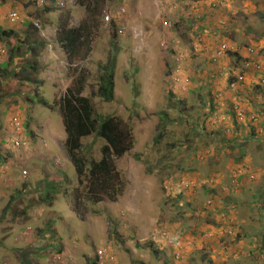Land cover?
<instances>
[{
  "label": "rangeland",
  "instance_id": "1",
  "mask_svg": "<svg viewBox=\"0 0 264 264\" xmlns=\"http://www.w3.org/2000/svg\"><path fill=\"white\" fill-rule=\"evenodd\" d=\"M166 1L101 0L96 19L100 22L91 25V33L87 30L92 40L88 51L82 49L76 60L78 69L68 66L57 42L63 20L68 19L73 28L88 17L77 0L0 3V31H14L12 37L0 33V49L8 51V57H0V64L5 62L9 68L0 91V169L9 170V179L0 171V264H97L98 250L108 254L98 264H174L170 257L176 252L182 264H226L231 256L228 241H232L231 248L239 250L242 264H264V72L252 68L243 83L230 86L243 70L236 66L242 62L234 56H239L238 52L264 62V0H177L180 10L173 15L163 7ZM11 13L17 14L20 22L12 23ZM167 19L171 28L164 26ZM27 24L38 25L40 31L26 36L25 30H33ZM112 34L116 35L115 46ZM29 38L32 45L37 41L43 45L39 62L23 52L9 62L13 42L11 46L5 42L14 39V45L21 46ZM219 41L229 42L231 52L213 63L207 55L212 56ZM249 48L254 54L249 55ZM31 50L37 54L34 46ZM175 54L187 58L184 78L188 85H184L189 91L183 94L171 81ZM112 57L116 59L115 98L106 102L98 95L100 78ZM34 61L39 70L31 74L27 65ZM23 69L30 82L21 83V74L12 76V70ZM82 71L86 77L84 95L94 96L96 113L112 115L134 130L133 148L114 159L126 184L123 194L111 200L99 193L102 202L96 205L76 204L73 194L66 198L65 190L75 188L77 175L63 150L67 135L61 109L54 104ZM214 73L220 76H211ZM207 90L219 92L222 98L216 97L221 105V112L213 113L217 122L204 120L209 110L203 109L200 98L205 99ZM42 101L48 105L43 106ZM248 104H256L262 111L257 112L263 121L256 124L255 129H260L257 134L246 123L238 129L244 139L230 140L224 133L225 139L214 137L216 129L229 133L227 127L233 126L237 111L242 112ZM228 106L234 110L233 118ZM16 114L24 119L27 132L28 145L20 151L11 146L17 134H12L9 121ZM191 130L200 133L190 146L187 135ZM104 144L96 133L83 139L85 157L100 160ZM239 157V165L245 168L242 186L236 178L233 188L224 185L225 194L216 193L221 202L224 198L218 203L224 210L219 211L218 206L214 210L211 193L205 196L200 188L215 185L219 177L238 176L232 161ZM215 163L218 166L213 167ZM24 170L29 172L26 178ZM174 175L198 187L186 190L182 206L176 199L182 194L180 189L171 192L170 177ZM210 176L215 183H208ZM52 178L63 179V185L56 187L59 192L52 195V203H43L40 198L53 188L46 181ZM214 213L221 215L215 218ZM178 231H182V239L171 247L158 236L162 232L174 237Z\"/></svg>",
  "mask_w": 264,
  "mask_h": 264
},
{
  "label": "trees",
  "instance_id": "2",
  "mask_svg": "<svg viewBox=\"0 0 264 264\" xmlns=\"http://www.w3.org/2000/svg\"><path fill=\"white\" fill-rule=\"evenodd\" d=\"M8 0H0V3L4 4ZM79 5L84 7V9L87 12L88 17L85 18L81 25L78 27L69 28L68 20L65 19L60 24L58 28V35H57V42L60 44L62 50L64 51L68 63L70 64L71 68L72 66H76L75 69H78V66L76 64V60L80 57L81 50L84 49L85 52L88 51V46L90 44V41L92 40L90 38L91 31V25L97 24L98 19L97 15L99 13L100 7L103 6L101 4V0H77ZM96 20V21H95ZM27 27H32L33 30H25L24 34L26 36H29V34H36L40 31L37 27H33V24H27ZM94 27L92 28V30ZM87 30L90 32L87 34ZM13 30L8 32L6 29H2L0 31L2 36H11L13 34ZM19 33H15V35H18ZM91 39V40H90ZM116 35L112 34V44L115 46ZM11 42H13V45L11 46ZM40 42H35L33 45L30 41V38L27 40L25 39V43L21 46H15L14 45V39L7 40L5 44L11 46V57L10 61L12 62L13 56L18 53H27L31 54L33 57L29 58H36L37 62H39V57L42 55L41 49L43 45H39ZM26 45V46H25ZM34 46V50L37 54L32 53V48ZM26 48V52L23 51V49ZM38 50H36V49ZM39 54V55H38ZM238 55H234L238 57V60H242L240 63H236V66L238 69H241L244 58L240 53L238 52ZM37 55V56H36ZM240 57V58H239ZM80 59V58H79ZM8 62V61H6ZM116 65V59L111 58L108 67H106L104 74L100 78V88L98 95L103 98L106 102H112L115 98V77H114V70ZM27 70L31 72V74H35L39 67L36 65V61L32 62L31 64L27 65ZM27 70H12V76L15 78H19L20 74L23 75V77L19 78V81L21 83H27L30 82L29 74L27 73ZM74 70V69H71ZM9 68L8 65L3 62V64H0V91H1V82L4 78H6V74L8 73ZM249 72V71H247ZM213 76L216 75L220 76L219 73L211 74ZM86 77L83 74V71L80 72V78L75 80L65 91L62 97L59 99L54 100V104L61 109V115L64 121L65 126V132L67 135V140L65 142V147L67 151V156L73 163L75 169H76V175H77V187L75 188V191L73 193L65 191L66 197L68 199L70 198V195L73 194L74 200L76 204H99L102 202V199H99L98 195L99 193H105L106 196H110V199L112 200L114 196L116 195L121 196L123 194L124 188L126 184L124 183V180L122 179L120 173L117 171L115 166V158H120L123 155H125L129 150H131L134 146V130L133 127L129 124L127 125L122 120L112 116H102L96 113L95 106H94V96L89 97L84 95V88L86 84ZM237 78L233 82H236ZM209 82H212L210 80ZM210 88H214V85H208ZM171 93L174 95V91L172 89ZM187 90L186 92H188ZM207 94H205V99L200 98L201 100V106L204 110L208 108L209 112L206 113L204 120L212 119L215 120L216 116H214L215 111L221 110V105H219V100L216 98L219 95L218 93L212 92L210 94V91H206ZM42 104H47L46 102L42 101ZM255 102H252L254 104ZM182 104H184L182 102ZM237 104V103H236ZM235 104V105H236ZM234 105V108H235ZM239 106L241 107L242 105ZM201 107V108H202ZM229 113H231V117H234V110L228 106ZM217 111V112H218ZM215 112L216 114H218ZM240 110L237 111L239 113ZM262 113L261 110L256 109V104L254 106L247 105L244 108L243 115L247 116V123L249 126L253 128V134H257V132L260 131L258 128H256V124L263 123V121L259 120V114ZM216 117V118H215ZM253 117L257 118L258 121H255ZM197 122V121H195ZM235 129L232 130L231 134H228V137L230 140L235 139H244L243 136L235 134V131H237V127H239L241 124L237 122H233ZM196 124V123H195ZM206 125V124H204ZM255 125V126H254ZM208 128L205 129L207 131ZM235 130V131H234ZM255 130V132H254ZM204 131V132H205ZM264 132V131H263ZM93 133H96L97 136L104 140L105 144L101 149V158L100 160H95L94 158L88 159L85 157L84 149L82 146V140L91 136ZM200 132L192 130L190 131L189 135H187V138L190 139V146L194 144L197 141V136ZM205 134V133H204ZM230 135V136H229ZM161 136V135H160ZM206 136V135H205ZM218 136H221L223 139L224 135L223 133H218ZM203 138V137H202ZM159 138H156L158 140ZM202 141H207V139L203 138ZM248 141H250V138H248ZM247 141V142H248ZM157 142L156 144H158ZM196 145V144H195ZM244 150V145L239 149L240 152ZM203 154H206V152H203ZM241 162V158L235 160V166H239ZM1 163V161H0ZM244 168V167H243ZM1 170V169H0ZM243 177V173L236 176V179L238 183L241 184V180ZM46 183H51L53 185V188L49 190L46 194V197L43 198V196L40 198V201L43 203H52L53 197L52 195H57L56 187L62 186L63 184L61 181L56 180L52 178L50 181H46ZM252 187V185L250 186ZM198 187H194L193 190H197ZM211 187H201L200 191L203 193V195L207 196V194L211 191ZM204 190V191H203ZM25 189L21 192H19L20 196H24ZM212 200V199H211ZM213 203V200H212ZM44 205V204H43ZM262 208H264V202L262 203ZM53 225V223H52ZM52 227V226H51ZM51 231H56V228H52ZM41 233L42 231L39 230ZM227 233V232H226ZM52 236L55 235L54 232H51ZM180 232L177 233L179 236ZM55 237V236H54ZM264 241V239H263ZM261 247V246H260ZM257 249H259L257 247ZM167 263V262H166Z\"/></svg>",
  "mask_w": 264,
  "mask_h": 264
},
{
  "label": "clouds",
  "instance_id": "3",
  "mask_svg": "<svg viewBox=\"0 0 264 264\" xmlns=\"http://www.w3.org/2000/svg\"><path fill=\"white\" fill-rule=\"evenodd\" d=\"M60 2V1H59ZM176 2H177V4L179 5V10H180V3L176 0ZM62 4V3H61ZM163 7L164 8H166L167 7V14H170V15H173V14H175V13H178V11L179 10H177V11H172L171 10V7L169 6V4H167V1L164 3V5H163ZM9 18H10V21L12 22V23H16V22H20V17H18L17 16V14H13V13H11V14H9ZM168 18V17H167ZM68 20V19H67ZM69 22V21H68ZM17 24V23H16ZM16 24H14V25H16ZM68 24V26H69V23H67ZM224 24H226V22L224 23ZM38 26V25H37ZM76 27H78V26H76ZM69 28H71L70 26H69ZM122 32V31H121ZM229 43V42H228ZM226 41H219L218 42V44H216L215 45V47L213 48V53H212V55H214L219 49H221V46L223 45V44H227L228 46H229V49L225 52V53H228V52H231V50H230V48H231V46L228 44ZM249 49H253V48H249ZM249 49H248V52H249ZM5 51L4 53H0V57H2V56H7L8 57V51H7V49H5V48H1L0 49V52L1 51ZM238 51V50H237ZM247 51V50H246ZM253 51H254V49H253ZM262 53V52H261ZM205 54L207 55V53L205 52ZM252 54H254V52L253 53H250L249 52V55H252ZM263 54H264V52H263ZM262 54V55H263ZM240 55H242V54H240ZM182 57H184V61L182 62L183 63V74H182V76H181V79H182V81L180 82L182 85L180 86L179 85V83H177L176 81H175V77H176V73H175V69H176V54L172 57V67H171V69H170V72H171V81H172V83H173V85L174 86H176V85H178V92H180V93H185L188 89H189V87H187V83H186V79L184 78V76H185V68H186V62H187V58H186V56L184 55V54H182L181 55ZM208 56V58H209V60L210 61H212L213 63H216V62H219L220 61V58L218 59V60H214L213 58H212V56L211 55H207ZM243 56V58H244V61H243V64H242V67H243V70H239V73H238V75H236V77L235 78H237V81L236 82H232V84L230 85L231 87H232V85L233 84H235V85H238L240 82L238 81V77H240V76H243V77H245L246 78V76L249 74V72H247V71H250V69H254V71H257L258 73L260 72V73H262V72H264V62L262 61V60H260V62L258 61V60H253V59H251L250 57H248V55L247 56H244V55H242ZM264 56V55H263ZM180 57V56H179ZM67 58V57H66ZM68 60V59H67ZM247 62H249V63H251V66L249 67V68H246L245 67V64L247 63ZM67 64H68V66L69 67H71L70 66V64L68 63V61H67ZM257 66H260V69H258L257 68ZM211 76H213V75H211ZM201 78V77H200ZM244 82V80L243 81H241V83H243ZM184 84H187V85H184ZM184 88H185V91H183L184 90ZM234 88V87H233ZM176 93V92H175ZM48 104H43V106H47ZM56 106V105H55ZM56 107H58V106H56ZM240 112H241V110H240ZM243 113H244V110L242 111V115L241 116H239V115H237V119L238 120H241V121H243V120H246V123H247V118L245 117V115H243ZM238 114V113H237ZM62 116V115H61ZM15 118H19V120H20V122H21V129L19 130V131H17L14 127H13V123H14V119ZM253 119H256L255 121H258V119L257 118H255V117H253ZM226 120V119H225ZM49 121V120H48ZM49 125L50 126H52V124L50 123V121H49ZM223 124H221L220 126H222ZM242 125V124H241ZM219 126V127H220ZM9 127H10V130H11V132H12V134L13 135H16V137L15 136H13L12 137V141H11V146L13 147V148H15L16 150H22V149H25L26 147H27V145H28V142L25 140V139H27V137H26V129H25V127H26V123H25V121H24V119L22 118V116L20 115V114H16V115H12V117H11V119H10V121H9ZM236 127H234V126H231V127H227V129H229V133L231 134L232 133V130L233 129H235ZM217 130V132H216V134L214 133V137H217L218 136V133H224V134H226V135H228L229 133H226L225 132V130H223L222 128L221 129H216ZM238 134V135H240L239 133H238V127H237V131H235V134ZM28 135V137H30L31 138V136H33V134L32 133H28L27 134ZM37 140V139H36ZM250 142V141H249ZM16 143H20V145L19 146H17V144ZM229 145V144H228ZM64 147H63V150L64 151H66V147H65V144L63 145ZM224 146V145H223ZM222 146V147H223ZM52 149V148H51ZM53 150V149H52ZM67 152V151H66ZM202 154H203V152H202ZM203 155H205V154H203ZM68 157V156H67ZM206 157V156H205ZM235 162V161H234ZM24 171H27V170H24ZM23 171V172H24ZM23 172H22V175H23ZM27 175L26 176H24L25 178L29 175V172L27 171ZM233 175V174H232ZM56 177H57V175H56ZM233 177H234V179L236 178V175L234 174L233 175ZM170 179H172V181H173V183H172V189L173 190H171V192H173L174 191V189L176 188V186H177V184H179V183H185V188H183L182 190H181V193L182 194H180V195H178V197H176V199H179L180 200V206H182L183 204H184V202H183V198L185 199V195L186 194H184V193H186V190L187 191H189V190H193V188L196 186V184L195 183H193V182H188V181H186V180H184V179H182L180 176H176V175H174V176H171L170 177ZM56 180H58V179H56ZM62 181H63V179H61ZM60 179H59V181H61ZM207 180H208V183H211V184H213V183H215V180H214V178H212L211 176L210 177H207ZM61 181V183L63 184V182ZM235 181V180H234ZM203 184H206L207 183V181H204V182H202ZM207 183V184H208ZM77 187V181H76V186H75V188ZM227 187H230L229 185L227 186ZM75 188L72 190L73 192L75 191ZM211 191L214 189V188H216V186H211ZM64 189V188H63ZM165 189H166V191H167V186H166V184H165ZM65 191H68V192H72L70 189H67V190H65ZM209 192L208 194H207V196L208 195H210V193H211V199H212V196H213V194H212V192ZM59 192V191H58ZM66 198H68V197H66ZM49 222V221H48ZM180 232V234H179V236L177 235V233H176V235L173 237V236H170V235H168L167 233H164V234H166V237L164 236H162V232L160 233H158L159 235V238L161 237V239H163L164 241H167V243H168V247H171L172 245H175L176 244V242L179 240V239H182V231H178V233ZM99 251V250H98ZM98 251H97V253H98ZM182 253V252H181ZM176 254H177V252L174 254V255H171V259L170 260H172L173 262H174V264H182V261L180 260V259H177V256H176ZM52 256V255H51ZM110 257H112V256H110ZM97 264H98V260H99V257H98V255H97ZM108 258V257H107ZM104 260V259H103ZM169 261V260H168ZM53 264H55V262H52ZM102 264H103V261H102Z\"/></svg>",
  "mask_w": 264,
  "mask_h": 264
},
{
  "label": "built area",
  "instance_id": "4",
  "mask_svg": "<svg viewBox=\"0 0 264 264\" xmlns=\"http://www.w3.org/2000/svg\"><path fill=\"white\" fill-rule=\"evenodd\" d=\"M167 4H169V6L171 7V10L172 11H177V10H179V5L177 4V2H176V0H167ZM109 18L107 17V20H108ZM172 22L170 21V20H165L164 21V26L165 27H167V28H171L172 27ZM229 49V46L227 45V44H223L222 46H221V49H219L214 55H212V58L216 61V60H218L219 58H221L222 57V55L227 51ZM5 51L3 50V51H1L0 53L2 54V53H4ZM249 52L250 53H253L254 51H253V49H249ZM184 61V57H182V56H180V57H177V59H176V69H175V73H176V77H175V81L177 82V83H180L181 81H182V79H181V76H182V74H183V62ZM251 66V63H249V62H247L246 64H245V67L246 68H249ZM257 68L258 69H260V66H257ZM244 80V77L243 76H240V77H238V81L239 82H241V81H243ZM236 85L235 84H233L232 85V87H235ZM185 89V88H184ZM217 97H221V95H218ZM242 115V112L240 113L239 112V116H241ZM254 120H256V119H254ZM13 125V127L17 130V131H19L20 129H21V122H20V120H19V118H15L14 119V123L12 124ZM17 144V146H19L20 145V143H16ZM28 173H27V171H24L23 172V175L24 176H26ZM185 183H179V184H177V186L176 187H178L179 189H180V191L183 189V188H185ZM171 190H173L172 189V187H171ZM162 236L164 237H166V234H164V233H162ZM97 255H98V257H99V259L100 260H103L105 257H108V254H107V250H99L98 251V253H97Z\"/></svg>",
  "mask_w": 264,
  "mask_h": 264
},
{
  "label": "crops",
  "instance_id": "5",
  "mask_svg": "<svg viewBox=\"0 0 264 264\" xmlns=\"http://www.w3.org/2000/svg\"><path fill=\"white\" fill-rule=\"evenodd\" d=\"M223 109V108H222ZM221 111L219 110L217 113H220ZM214 122H217V120H214ZM233 122H237V123H240V124H244V125H246V120H243V121H241V120H238L237 118H235V119H233ZM233 126H234V123H233ZM235 127V126H234ZM243 128V126H239L238 127V129H242ZM235 131V130H234ZM245 133H247V130H245ZM237 134V133H236ZM241 136H243L244 137V135L245 134H242V132H240L239 133ZM47 151H49V150H47ZM52 153H53V150H50ZM41 153V152H40ZM54 157V156H53ZM55 159V158H54ZM54 159L53 160H48V161H54ZM214 162H217L216 161V159H214L213 160ZM232 163H233V171L234 172H239L238 174L240 175L241 173H243L244 171H245V168H243L242 166H235V162L234 161H232ZM216 166H218V164H214L213 165V167H216ZM221 167V165L219 166V168ZM4 169V170H3ZM0 171H2L3 173H4V177L6 178V179H9L8 178V168H3V167H1V170ZM6 172H7V174H6ZM216 175V174H215ZM235 175H236V173H235ZM227 179H229L230 180V182L229 183H227ZM219 180V181H218ZM233 181H234V177H233V175H232V177H230L229 175H228V178H221V177H219L217 180H216V184L214 185V186H216V188H214L211 192H212V194H213V196H212V200H213V205H214V210L217 208V206L218 207H220V209H219V211H221V210H224V207H221L218 203H222L223 202V199L224 198H222V202H221V197H219V196H217L216 195V193L217 192H219V193H222V194H225L224 192H223V186L224 185H229L231 188H233ZM228 189V188H227ZM236 201H237V199H236ZM237 203H239L238 201H237ZM223 208V209H222ZM234 214V213H233ZM214 215H215V218H217V216H219V215H221L220 213L219 214H216V213H214ZM225 234H227L226 232H225ZM47 241H45V243H46ZM230 243H232V241H228V243H227V246L230 248V251H228L227 253H229L230 252V254H231V256H229V260L227 261V263L226 264H234L233 263V260H234V262L235 261H238V264H239V262H241L240 260H239V257H240V252H239V250L236 248V247H233V248H231V246H230ZM241 264H242V262H241Z\"/></svg>",
  "mask_w": 264,
  "mask_h": 264
}]
</instances>
